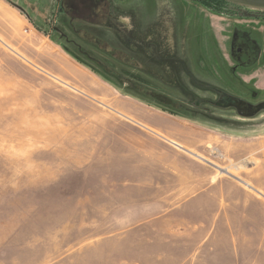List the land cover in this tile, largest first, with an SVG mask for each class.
Here are the masks:
<instances>
[{"label":"rangeland","instance_id":"obj_1","mask_svg":"<svg viewBox=\"0 0 264 264\" xmlns=\"http://www.w3.org/2000/svg\"><path fill=\"white\" fill-rule=\"evenodd\" d=\"M138 4L139 19L160 18V0ZM110 6L111 0H62L60 7L57 0H0V264L180 260L182 252L135 250V211L131 198L126 201L133 188L118 187L114 122L130 132L126 116L141 102L171 112L193 109L171 99L217 105L194 108L222 116V139L231 137L240 153L228 156L220 149V156L208 142L203 156L232 175L255 180L254 194L264 198V108L241 116L228 98L252 106L264 102V9L221 3V14L230 20L222 17V56L213 68L203 46L190 48L185 40L194 9L170 3L166 17L173 38L162 43L153 37L136 42L113 19L100 23ZM102 38L146 57L141 85L117 72L122 62H131ZM250 49L251 57L243 59ZM109 53L116 77L108 83L102 61ZM190 54L197 56L199 74L183 67L175 73L170 56L185 66L194 62ZM202 78L224 88L190 87ZM213 133L206 129L207 138ZM251 147L258 150L241 154ZM230 160L236 164L228 165ZM255 245L257 250L241 252L244 264H264V236Z\"/></svg>","mask_w":264,"mask_h":264},{"label":"crops","instance_id":"obj_2","mask_svg":"<svg viewBox=\"0 0 264 264\" xmlns=\"http://www.w3.org/2000/svg\"><path fill=\"white\" fill-rule=\"evenodd\" d=\"M140 1L111 0V6L101 13L100 23H108L109 19L118 21L125 35H132L136 42L143 37H153L168 43L173 37L169 30L172 23L166 17V12L171 2H181L189 10L195 11L194 20L188 23L187 33H190L185 38L187 44L190 48L194 44L202 45L204 58L211 67L216 68L215 60H220L222 56L221 20H230L228 16L194 0H160V18L139 19L142 13L138 9ZM142 1L151 6L155 4V0ZM147 16L150 18L152 11H148ZM158 27L163 29L159 31ZM102 40L110 50L122 53L131 62H122L117 72L130 74L140 82L135 81L134 84L141 85L138 79L141 61L146 64V57L127 47L117 48L105 38ZM109 54L102 61L108 83L112 81L110 76H115L111 72L109 59L112 54ZM191 55L189 59H193L194 64L191 62L185 66L170 56V67L175 73L183 67L198 75L201 67L197 56ZM200 81L190 87L198 90V85L202 83L223 87L205 78ZM116 89L121 87L117 86ZM149 90L154 88L149 87ZM171 101L193 109L163 111L153 104L140 101L141 104L126 116L131 124L130 132L123 131V123L114 122L118 145L112 151L117 156L116 177L121 180L118 187L133 188V195L127 194L126 201L130 202L131 198L135 211L132 227L135 250L182 252L180 260L173 264H244L241 252L257 250L259 246L255 244L264 236V198L254 194L259 192L255 188L258 183L232 175L203 156L208 153V142L214 145L215 153L221 152L220 149L228 156L236 157L240 153L232 149L234 143L228 141L231 137L227 135L228 139H222V116L210 109L202 111L194 108L204 106L217 109V105L204 102L199 106L200 100L193 98L183 102ZM206 129L213 131V136L207 138ZM246 149L241 154L248 156L258 150L256 147ZM231 160L228 165H235Z\"/></svg>","mask_w":264,"mask_h":264},{"label":"water","instance_id":"obj_3","mask_svg":"<svg viewBox=\"0 0 264 264\" xmlns=\"http://www.w3.org/2000/svg\"><path fill=\"white\" fill-rule=\"evenodd\" d=\"M225 1H229L230 3L233 4L243 5L251 8L264 9V0H225ZM251 108L252 110H250L246 114L240 113L239 111L237 112H239L241 116H252L260 108H264V102L257 106H251Z\"/></svg>","mask_w":264,"mask_h":264},{"label":"flooded vegetation","instance_id":"obj_4","mask_svg":"<svg viewBox=\"0 0 264 264\" xmlns=\"http://www.w3.org/2000/svg\"><path fill=\"white\" fill-rule=\"evenodd\" d=\"M61 3H62V0H61ZM61 3H60V5H61ZM208 8H210V7H208ZM211 10L214 11V12H217V13H223L222 11L219 12V11H215L213 9H211ZM225 15H226V13H225ZM240 40H241V38H240ZM243 57H244L243 59L248 60V58L251 57V49L248 50V53L245 51V54H243ZM228 98H229V101H230V105L233 106L236 111H239L240 113L246 114L247 112H249L250 110H252V108H251L252 105L247 104V102H245L243 100H238V99H236L234 97H231V96L228 97Z\"/></svg>","mask_w":264,"mask_h":264},{"label":"trees","instance_id":"obj_5","mask_svg":"<svg viewBox=\"0 0 264 264\" xmlns=\"http://www.w3.org/2000/svg\"><path fill=\"white\" fill-rule=\"evenodd\" d=\"M197 1L200 4H203L207 7H210L211 9L215 11H221V3H225V0H194ZM61 0H57V5L60 7Z\"/></svg>","mask_w":264,"mask_h":264}]
</instances>
